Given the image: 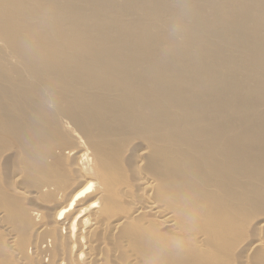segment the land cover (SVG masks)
Segmentation results:
<instances>
[{
    "label": "bare ground",
    "instance_id": "bare-ground-1",
    "mask_svg": "<svg viewBox=\"0 0 264 264\" xmlns=\"http://www.w3.org/2000/svg\"><path fill=\"white\" fill-rule=\"evenodd\" d=\"M0 44L3 174L14 187L23 186L36 175H53L47 170L72 157L77 168L71 167L81 177L76 188L56 190L61 202L51 209L54 232L61 229L68 239L62 262L105 264L107 236L116 238L132 263L138 256L144 264H190L187 255L162 243V227L175 232L173 222L192 219L189 228L201 220L209 225L210 248L203 244L209 251L226 239L230 222L245 213L240 211L264 209V0H0ZM129 140H139V147L129 148ZM52 141L56 148H48ZM126 141L130 146L121 148ZM126 150L139 172L136 198L129 194L131 185L115 180ZM92 176L100 185L97 202L104 198L105 203L101 214L93 209L89 217V208L99 205L84 201ZM117 185L124 188L111 195ZM113 195L126 200L130 214H113ZM170 195L177 199L172 208L179 220L161 206ZM37 212L31 217H39ZM187 222L180 226L190 231ZM44 225L35 251L47 256L51 251L43 243H51L54 234L49 223ZM24 238L13 241L24 243ZM177 243L172 247L183 252ZM41 245L46 248L40 251ZM163 245L171 249L169 255Z\"/></svg>",
    "mask_w": 264,
    "mask_h": 264
},
{
    "label": "rangeland",
    "instance_id": "rangeland-1",
    "mask_svg": "<svg viewBox=\"0 0 264 264\" xmlns=\"http://www.w3.org/2000/svg\"><path fill=\"white\" fill-rule=\"evenodd\" d=\"M1 46H2V48H3V45L2 44H0ZM1 48V47H0ZM12 58L10 57V58H8V60L9 61H13V60H11ZM5 59H3V61H4ZM6 62L7 61H5V64H4V66H7V65H9V64H6ZM14 62V61H13ZM12 62V63H13ZM9 63V62H8ZM11 63V62H10ZM3 63H0V65H2ZM3 66V65H2ZM10 66H11V64H10ZM14 68H16V66L14 67ZM17 68H19L18 66H17ZM138 139V138H137ZM130 142H132L131 140H129ZM129 141H126V142H124V145H123V147H122V145H121V148H125V147H129L130 146V142ZM136 141H139V140H136ZM135 140H133V142H132V144H131V147H129V148H135V147H139V145H140V142L138 143V142H136ZM130 144H129V143ZM128 143V144H127ZM135 143H137L138 144V146L135 144ZM135 144V145H134ZM56 146H57V144H55V142L54 141H52V143L49 145V147L48 148H56ZM69 146H72V143H70V145ZM0 148H4V146H2L1 145V143H0ZM127 151V150H126ZM125 151V156H123V157H125V159L124 158H120V159H122V160H120L119 161V164L120 165H118V170L115 172V176H117V179L115 178V180H118V183H119V181H121L120 182V184H122L123 186L125 185H127L126 187H128V185H131L129 188H130V193L129 194H131L132 196H133V194H135V193H137V192H140V189H139V187H140V184L138 183V181H137V179L136 178H139L138 177V169H137V171H133V168H132V166L131 165H135L134 163L132 164V161H131V157H130V155L132 154V153H129V150L126 152ZM130 154V155H129ZM127 155H128V157L130 158V159H128V161H130L131 162V164H130V162H128L127 163ZM133 155V154H132ZM122 157V156H121ZM72 157H70V158H68V159H64V161L62 160V163L60 162V164H57V165H53L52 167H51V169L50 170H47V171H50V172H52V171H54L53 172V175L52 174H47L46 173V175L45 174H43V177H42V175H36V177H32V179H30L28 182H29V184H27V183H25L24 185H23V182H26V181H24V179H23V182L22 181H20V184L21 185H23V186H19V188H17L18 186H17V183H16V186L17 187H14L13 185H15L14 183L15 182H13V180L12 179H9V177L8 176H6L5 175V173L3 174V171H5L4 170V168H3V166L2 165H0V206L1 205H3V203H4V207L3 206H1V208H0V211L2 210V211H4V212H11V209H12V211L13 212H11V213H13V215H12V217L10 216L11 214H10V212L8 213V215H7V217L6 216H4L3 217V215H4V212H3V215H2V218H0V222H2L1 224H0V233H1V235H0V238H3V240H2V242L0 241V246H1V249H0V254H1V252H3V248H4V252H5V254H4V252L1 254V256L3 257V260H1L0 261V264H5V262H6V264L8 263V264H51L52 262H54V263H52V264H67V262L66 261H63L62 262V257H64L65 255H66V246H67V240L68 239H66V236H65V232H63L61 229H58L59 230V236H58V230L56 229V232H54V230H55V228H54V224H53V212H54V205H58L59 204V202H61V199H60V201H59V197H57V195L61 192V191H64V190H67L68 189V186L70 187L69 189H73V188H76L77 186H79V184L81 183L80 181H81V177H80V174H79V172H78V174H77V172H76V170L74 169L76 166H73V165H75L74 164V162L72 163V161H70L69 159H71ZM73 159V158H72ZM132 160H133V157H132ZM121 162V163H120ZM124 162H125V164H124ZM71 164H72V166L74 167H71ZM129 164H130V169H128V167H129ZM58 165H59V167H60V165L62 166L61 168H59L58 169ZM65 165V166H64ZM49 166V165H48ZM64 167V168H63ZM66 167V168H65ZM122 167V168H121ZM125 167V168H124ZM134 167V166H133ZM3 168V169H2ZM62 168H63V170H62ZM73 168V169H72ZM77 168V167H76ZM121 168V169H120ZM123 168H124V170H123ZM132 168V169H131ZM65 169V170H64ZM134 169H136L135 167H134ZM60 170H62V171H64V174H63V172L62 171H60ZM73 170H75V171H73ZM129 170V171H128ZM130 170H131V172H130ZM67 171H69V173L67 172ZM77 171H78V169H77ZM127 171V172H126ZM130 172V173H129ZM137 172V175H136V177H135V175H134V173H136ZM56 173H57V175H56ZM122 173H124L125 175L123 176V174ZM75 174H77V176L75 175ZM113 175V176H114ZM127 175V176H126ZM132 175H133V177H132ZM7 177V179H6V177ZM53 176H54V178H53ZM130 176V178H128L129 180V182L127 181V177H129ZM39 177V178H38ZM42 177V178H41ZM33 178H34V180H33ZM42 180H41V179ZM45 178H46V181H47V179H48V182L47 183H45ZM56 178V179H55ZM73 178H74V180H79L78 181V183H76L75 181L73 182ZM52 179H55V180H52ZM72 179V180H71ZM135 179V181H133V180ZM10 180H12L11 181V183L9 182ZM109 180H112V181H114V183L116 182L115 180H114V178L112 179V176H110V179ZM125 180V181H124ZM131 180V181H130ZM32 181V182H31ZM33 181L35 182V184L34 185H30L31 183L33 184ZM59 181V182H58ZM65 183H64V182ZM22 182V183H21ZM31 182V183H30ZM40 182H43V183H41L43 186H41V187H39L40 185H38V184H40ZM57 182V185H55V183ZM95 182H97L95 185H94V183ZM122 182H124V184L122 183ZM126 182H128L129 184H127ZM75 183V184H74ZM90 183H92V189H91V193H90V195L89 194H87V195H89V197H88V199L86 198V199H84V201H85V204L88 202V204L89 203H93L95 200H96V204H99V205H94L95 207H90L89 208V210L87 211V214L89 215V217L91 216V212H92V215H93V211H95V212H98L99 213V210H100V204L102 205V202H104L103 201V199L101 200V202H100V200H99V202H97L98 200L97 199H99L100 198V196L98 195V193L99 192H97L96 193V191L98 190V188L97 187H99L100 185H99V183H98V180L96 179V178H94L93 176H92V178H91V181H90ZM118 183H116V184H118ZM131 183V184H130ZM133 183H135V184H133ZM2 184V185H1ZM13 184V185H12ZM27 184V186L25 187V185ZM71 184H73V185H75V186H73V188L71 187ZM8 185V186H7ZM67 185V186H66ZM77 185V186H76ZM122 185L120 186V185H117L118 186V188H117V186H114V187H116V188H114L113 187V189H114V192H112L111 193V195L112 194H114L115 193V190L116 189H118L119 190V188L121 189V188H124V187H122ZM133 185V186H132ZM135 185L138 187V188H136L135 187ZM50 186H54L55 187V190H54V187H51V188H53L52 190H48L49 188H50ZM113 186V185H112ZM22 187H23V189H22ZM28 187H30V189H32V187H34V189L33 190H30V189H28ZM35 187H37V192L35 191ZM59 187V188H58ZM125 187V188H126ZM132 187V188H131ZM15 188H17V189H15ZM20 188H21V190H20ZM43 189L42 190V192H40V189ZM50 188V189H51ZM61 188V189H60ZM100 188V187H99ZM136 188V189H135ZM7 189V190H6ZM11 191H10V190ZM45 189V190H44ZM57 189H59V191L60 192H57L56 190ZM29 192H28V191ZM125 190H127V191H129L128 190V188L127 189H124V191ZM17 191V192H16ZM18 191H21V192H23L24 194H20V193H18ZM38 191H39V193H38ZM45 193H44V192ZM98 191H100V190H98ZM3 193V195L6 197V195H5V193L7 192V195H8V193H9V196H7L6 197V200H5V197L2 195V193ZM12 192V193H11ZM28 192V195H26V193ZM31 192V193H30ZM57 192V193H56ZM38 193V194H37ZM96 193V194H95ZM33 194V196L31 197V195ZM41 194V196H42V198H41V196H39ZM51 194H53V195H51ZM54 194H55V196H56V199H55V197H53L54 196ZM92 194V195H91ZM169 194V193H168ZM97 195V196H96ZM1 196H3V197H1ZM21 196H24V197H21ZM26 196V197H25ZM45 196V197H44ZM51 196H52V198H51ZM99 196V197H98ZM14 197V198H13ZM38 197H39V199H38ZM96 197H98V198H96ZM118 198L119 197V199H114V198ZM113 197L111 196H109V198H110V202L112 201V200H114V202L112 203H109L110 204V206H111V209L113 210V208L115 209V210H113V214H116L117 216H119L120 217V215H122V216H125V215H128V214H130L129 212L131 211V209H130V207H127L128 206V204H127V202H126V200L124 201V199H123V197H121V196H116L115 197V195H113ZM133 197H138V195H134ZM3 198V199H2ZM40 198H41V201H40ZM43 198H44V200H43ZM53 199L54 201L55 200H57L58 199V201L55 203L53 200H51V199ZM96 198V199H95ZM109 198H108V200H109ZM120 198H121V200H120ZM8 199H12V202L10 201H8ZM16 199V200H15ZM112 199V200H111ZM166 199V198H165ZM2 200H3V202H2ZM5 200V201H4ZM119 201L120 203H122L121 205H119V203L117 204L116 202L117 201ZM13 201H14V204L16 205V204H18V205H20V206H16V207H18V208H16L15 207V205H14V207L16 208L15 210H14V207H13ZM17 201V202H16ZM24 201V202H23ZM93 201V202H92ZM177 201V199L175 198V197H171V195H170V199L168 200V199H166L165 201H164V199L161 201V206H162V203H163V208L166 210L167 209V211H170V210H172V211H174V219L176 220V219H180V216H179V212L178 213H175V209L173 210V208L175 207L176 208V206H177V204L175 203ZM7 202H8V204H7ZM125 202H126V205L127 206H125ZM20 203V204H19ZM53 203V204H52ZM105 203V202H104ZM173 203H175V205L176 206H174L173 205ZM123 204H124V206H123ZM8 205V206H7ZM117 205H119V206H117ZM113 206V207H112ZM23 207H25L24 208V210H21V208L23 209ZM99 207V208H98ZM120 209H119V208ZM166 207V208H165ZM167 207H169V208H167ZM173 207V208H172ZM28 208V209H27ZM35 208V209H34ZM36 208H38V209H36ZM50 208V209H49ZM125 208H127V209H125ZM129 208V209H128ZM8 209V210H7ZM53 210V212L51 213V211ZM93 209H95V210H93ZM97 209V210H96ZM119 209V213L118 212H116V210H118ZM260 209V212H261V214L259 213V210ZM18 210V211H17ZM28 210H29V212H28ZM33 210L35 211L36 210V214L38 213L37 211H41L40 212V216H42V217H44V218H42V217H31V213L33 212ZM93 210V211H92ZM121 210H122V212H121ZM128 210V211H127ZM262 210V211H261ZM2 211L0 212V216H1V213H2ZM23 211H24V213L26 214V216H25V214L23 213ZM126 211V212H125ZM223 211V210H222ZM21 212V213H20ZM42 212H44V213H42ZM115 212V213H114ZM240 212H245V213H243L242 215H240V217L238 218L239 220H235V221H231L230 222V226H229V229L227 230V236H226V239H225V235H224V238L222 239V240H220V241H218L217 243H218V247H215L214 249H210V250H212V252H210V250L208 251V249L207 248H205V246L204 245H206L208 248H210L209 247V241H208V239L206 238V233H207V231H208V229H207V227H209V225H207V224H202V222H201V220H199V221H196V222H191V224H189V228H188V223L190 222V221H192V219L189 221V222H187L185 219V221H184V223H183V221L181 222V220H180V222H179V224L177 223V221L174 223L173 222V226L175 225V224H177L176 225V227L178 226V228L176 229V227H174L175 229H176V231L174 232V229L172 230H169V231H167V228L165 227H162L163 229H162V231H164L165 233H164V236L161 234V232H160V235H161V238H163V244L165 245L166 243H167V247H171L172 248V250L174 251H176L177 253L179 252V254L180 255H187V258L188 259H190L189 261H190V264H194V262H196V264H264V255H263V253H264V214L262 213V212H264V209H262V208H260V207H258L257 208V210H254V209H252V210H250V209H247V210H242V211H240ZM240 212H238L239 214H241ZM15 213V214H14ZM16 213H17V217L19 218V220H20V222L18 221L17 222V220H18V218H17V220H16ZM29 213V214H28ZM111 213V212H110ZM121 213V214H120ZM123 213V214H122ZM7 214V213H6ZM5 214V215H6ZM39 214V213H38ZM99 214H101V213H99ZM112 214V213H111ZM260 214V215H259ZM15 215V216H14ZM19 215V216H18ZM9 216V217H8ZM51 216H52V218H51ZM10 217L11 218H13L12 220H9L10 219ZM31 217V218H30ZM7 218V221L6 222H8V221H10L9 223H10V225H12L13 224V222L12 221H14V224L12 225V226H10L9 225V223H7V228H6V222L4 221L5 219ZM34 218H36V221H35V219ZM42 218V219H41ZM106 218V217H105ZM104 218V219H105ZM257 218H260V219H257ZM34 219V220H33ZM44 219V220H43ZM52 219V220H51ZM101 220H103V219H101ZM35 223H37L38 224V226H36L37 224H35ZM38 221H40V223L38 222ZM46 221V222H45ZM49 221H51V223L49 222ZM195 221V220H194ZM252 221V222H251ZM185 222H187V229H189L190 231H187L186 230V228L184 227V229H183V224H184V226H185ZM198 222H200V224L198 223ZM12 223V224H11ZM27 223H30V224H28L29 225V227L28 228H30V226H31V229H29L30 231H28V233L26 232L27 230H25V229H28V228H26L27 227ZM44 223L46 224V227H47V223H49L50 224V227L52 226V228H53V231H51V234H52V232H53V234H54V237H52L51 235H49L50 237H51V243H48V244H45V243H43L46 247H49V252L51 251V254L50 253H48V254H46L47 256H50V258L51 257H56L57 255H52V254H58V256L55 258H51V259H49V258H46L47 256H45V255H43L42 254V252H43V250H42V252H41V254H40V252L38 253V251L36 252L35 251V244H39L40 242H41V237L42 236H40L41 235V229H42V227H45V225H44ZM17 224V225H16ZM43 224V226H40V225H42ZM180 224L182 225V226H180ZM194 224L196 225V227L194 226ZM201 224H202V227H201ZM261 224H263V225H261ZM5 226V228H3L4 226ZM21 225V226H20ZM22 226H24V228L22 227ZM172 226V227H173ZM197 226L198 227H200V230H202V232H200V230H198L197 232H196V229L195 228H197ZM10 227H12V228H10ZM14 227V228H13ZM40 227V228H39ZM49 227V225H48V228L49 229H51L52 230V228H50ZM181 227H182V230H181ZM10 228V229H9ZM33 228L35 229V230H33ZM58 228V227H57ZM4 229V230H3ZM6 229H7V232H6ZM11 229H13V230H15L14 232H8V231H10ZM23 229V230H22ZM179 229V230H178ZM262 229V230H261ZM20 230V231H19ZM48 230V229H47ZM181 230V231H180ZM261 230V231H260ZM12 231V230H11ZM49 232H50V230H48ZM19 232V233H18ZM32 234H31V233ZM48 232V233H49ZM60 232H61V234H60ZM62 232L64 233V235H62ZM172 232H173V234H172ZM15 233V234H14ZM21 233V234H20ZM166 233H168L167 235H166ZM198 233H200L201 234V238H200V234H198ZM10 234H13V235H10ZM169 234H171L170 235V238L168 237L169 236ZM224 234H225V231H224ZM3 235H4V237H3ZM32 235V236H31ZM55 235H56V237H55ZM100 235V236H99ZM194 235V236H193ZM11 236V237H10ZM12 236H13V238H12ZM15 236H16V238H15ZM23 236L26 238H28V237H30V239H31V244L29 245L28 244V241L30 242V239L28 238H24V243L23 242H17V241H13V240H18V239H20V241H23L22 239H23ZM48 236V235H47ZM46 236V237H47ZM203 236H205V239H203L202 237ZM62 237H64V238H62ZM102 238L103 236L101 235V234H98L97 235V238ZM195 237H198V238H196L197 239V241L195 240ZM6 238V239H5ZM18 238V239H17ZM37 238V239H36ZM44 238V237H43ZM56 238V239H55ZM57 238L59 239V242L58 243H56V241H57ZM165 238V239H164ZM64 239H66V240H64ZM171 240L172 239V242H170L169 240ZM184 239H185V242L186 243H184V246H183V242H184ZM202 240V241H200L199 242V240ZM56 240V241H55ZM105 240H107V250L105 251V254H104V256H105V259H106V262H107V264H123V263H125L126 262V264L128 263L127 261H129L131 264H141V262L144 264V262L142 261V259L140 258V257H138L137 256V259H136V261L135 262H131V260H128L127 258V255H125L126 253H124L125 251L124 250H122V248L119 246V243L118 242H115V240H116V238L114 239L113 237H109V238H107V236H106V239ZM104 240V242H106ZM110 240V242H108ZM175 240V241H174ZM177 240H179V243H177L176 245H179V247H178V249L179 250H183V252H181V251H177V246H175L174 248L172 247V246H174V244H175V242H177ZM25 241H26V243H25ZM117 241V240H116ZM183 241V242H182ZM259 241V242H258ZM15 242V243H14ZM174 242V243H173ZM196 242V243H195ZM198 242V243H197ZM202 242V243H201ZM15 245H14V244ZM22 243V245L24 244V246H22V245H20ZM110 243V244H109ZM172 243H173V245H172ZM181 243V244H180ZM192 243V246L194 245V247H193V250L191 249V244ZM194 243V244H193ZM258 243V244H257ZM17 244H19V247H16V245ZM25 244H27V245H25ZM113 244V247L111 246ZM188 244V245H187ZM195 244H198V245H195ZM204 244V245H203ZM255 244V245H254ZM256 244H257V246H256ZM4 245V246H3ZM50 245H53V246H50ZM64 245H65V247H64ZM116 245H118V247H120L121 249V251H118L119 249H118V247L116 246ZM163 245V246H164ZM186 245V246H185ZM200 245V246H199ZM6 246V247H5ZM18 246V245H17ZM20 246H21V249H19L20 248ZM28 247L27 249H25V247ZM45 246H40L41 248H40V251H41V249H42V247L43 248H46ZM58 246H60L59 248H58ZM203 246V247H202ZM260 246V247H259ZM262 246V247H261ZM51 247H53V248H51ZM57 247V248H56ZM62 247H63V249L65 250V255H64V250L62 249ZM110 247V248H109ZM165 248V246H164V248H165V250H166V252H167V254L169 255V252L171 251V249H170V251H168L169 249L168 248ZM7 248V249H6ZM25 250H24V249ZM51 248V249H50ZM115 248V249H114ZM203 248V250L201 251V249ZM5 249H6V251H5ZM18 249H19V251H18ZM22 249L24 250L23 252H22ZM54 249V251H52ZM57 249H59V252H58V250ZM109 249H111L110 251H109ZM168 249V250H167ZM185 249H186V253H185ZM200 249V250H199ZM207 249V250H206ZM258 249H259V252H258ZM27 250V252L25 253V251ZM115 250V251H114ZM196 250V251H195ZM214 250V251H213ZM255 250V251H254ZM256 250H257V253H256ZM263 250V251H262ZM21 251V252H20ZM62 251V252H61ZM114 251V252H113ZM192 251V252H191ZM30 252V253H29ZM53 252H55V253H53ZM110 252V253H109ZM8 253V254H7ZM22 253V254H21ZM36 253V254H35ZM59 253H60V256H59ZM62 253V254H61ZM117 253V254H116ZM133 253H135V252H133ZM193 253H196V254H193ZM201 253V255H199ZM256 253V254H255ZM24 254V255H23ZM252 254V255H251ZM6 255V256H5ZM28 255V256H27ZM40 255V259L42 260H40V259H38V256ZM64 255V256H63ZM119 255H121L120 256V258H119ZM134 255V254H133ZM137 254L135 253V255L134 256H136ZM205 255H206V257H205ZM254 255V256H253ZM263 255V256H262ZM12 256V257H11ZM14 256V257H13ZM192 256V257H191ZM197 256H198V258H197ZM199 256H200V258H199ZM261 256H262V258H261ZM29 257H31V258H29ZM43 257V258H42ZM59 257H61V258H59ZM126 257V258H125ZM170 257H171V255H170ZM250 257V258H249ZM251 257H252V260H250L251 259ZM254 257V258H253ZM44 258H46V259H44ZM66 258V257H65ZM64 258V259H65ZM186 258V257H185ZM186 258V259H187ZM194 258H195V260H194ZM198 259V261H197V259ZM202 258V261L201 260H199V259H201ZM212 258V259H211ZM248 258H249V260H248ZM257 258V259H256ZM23 259V260H22ZM24 259H26V260H28V261H24ZM31 259V262L29 261ZM40 260V261H38V260ZM67 259H69V256H67V258L65 259V260H67ZM211 259V260H210ZM254 259V260H253ZM52 260V262L50 263V262H48V261H51ZM117 260V261H116ZM166 260H168L167 262H169V258H167ZM192 260H194V261H192ZM246 260H248V261H246ZM123 261V263H120V262H122ZM215 261H216V263H215ZM255 261V262H254ZM257 261V262H256ZM2 262H4V263H2ZM65 262V263H64ZM106 262H105V264H106ZM101 264V263H100ZM129 264V263H128Z\"/></svg>",
    "mask_w": 264,
    "mask_h": 264
}]
</instances>
